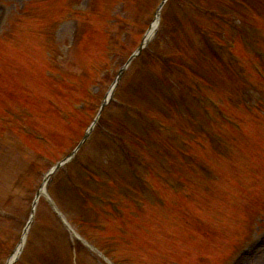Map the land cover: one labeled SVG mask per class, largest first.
<instances>
[{
  "label": "rangeland",
  "instance_id": "374dc122",
  "mask_svg": "<svg viewBox=\"0 0 264 264\" xmlns=\"http://www.w3.org/2000/svg\"><path fill=\"white\" fill-rule=\"evenodd\" d=\"M131 1L133 0L121 5V0H0V111L4 114L12 112L13 117H20L17 122H23V119L29 116L23 113L26 109L24 106L35 107L33 102L28 101V103L27 100H23V91L40 96L39 98L43 100L44 98L48 100L51 96L53 103L50 105L46 103L45 107L46 109L49 108L56 120L61 122V124H58V128L57 125L55 126L56 130L59 129L60 134L63 129H68L72 131V135L78 134L81 136L91 114V110L85 113L81 110L82 106L80 104L83 102L84 97L83 90L87 92V89H90L92 93L97 94L99 100L106 91V83L110 79L109 75L115 71L116 64L119 63V57L113 56L111 51H105L104 47L106 39L104 33L107 34V27H114L110 20L112 18L116 19L121 25L131 16V22L135 24L134 35L142 34L145 29L142 26L145 21H148L147 17L152 10L151 7L157 0H140L139 2L134 0L132 4ZM195 1L203 9L220 10L221 0ZM147 10V14L143 16L142 13ZM221 11H225L224 8ZM242 12L243 10L240 13ZM243 14L246 20L255 19L249 12ZM194 18L193 15L191 20ZM245 24L249 25L250 21H246ZM204 25L205 29L210 32L220 30V25H216L214 21H203L202 27ZM137 26L138 28H136ZM75 28L77 29L76 36L72 35ZM140 37L137 36L138 41ZM180 45V43L172 40L171 47H164L163 51L166 50L171 57L172 55L176 56L178 52L173 47H179ZM181 49L185 50L186 55L192 57L191 52L186 51L184 45H181ZM104 51L106 55L108 54L106 59ZM180 54L184 56L182 52ZM20 70L24 71L29 77L23 75L20 78L21 75L14 74V71ZM149 70L155 72L152 68H149ZM65 72L72 75L71 78H68L75 84L65 80L63 82L62 78H66V76H63ZM182 81L184 82L185 79ZM51 83L55 84L59 90L64 91L66 89V93L69 94L67 102L61 101L58 95L52 93ZM230 83L231 81L218 80L217 85L211 87L210 83L207 82L206 85L209 88L208 90L203 88V91L206 92L207 96L215 98L217 96L216 91L220 90L222 85L230 86ZM64 85H68L69 88H65ZM7 86H9L8 89ZM12 86L14 88H11ZM82 86L85 89L81 88ZM123 89L124 86L120 91L121 96L118 97V104L114 102L110 106L108 119L110 123H117L120 127L125 128L127 140L130 141L132 136L131 142L133 140L134 147L139 148L138 153L151 156L153 153L152 147L154 148L157 145L156 152H158L162 150V146H165V144L159 141L154 142L148 139L147 136H140L131 126V121L126 119L127 115L126 118L122 115L121 108L124 109L121 105L122 101L124 103L127 101L128 104H136L141 108L144 107L150 117L162 122L161 127L168 128L175 124L176 129H180L179 132L182 134L183 146L186 144L182 154L185 157H196L192 160L191 165L187 164L191 159L185 160L182 158L184 165L187 164L186 167L176 166L178 175L174 172L165 179L166 183H169L170 178L181 181L185 186L179 192L186 191V195L180 193L184 197L171 192L170 187L164 184V178L153 180L157 181L161 188L157 196L163 200L164 204L166 203V207H164V204L159 205L156 199L144 194L141 188L137 186L138 184L121 170V181L117 188L119 191L127 189L129 194L134 190L133 193L136 198L141 201V203H138L141 210L136 214H131L128 211L130 217L126 220L117 219L111 227V231H115V225L120 226L122 224L125 226L123 222L129 221L132 224L126 226L125 232L134 233L132 230L140 226L156 232L157 242H155V239L153 241L148 240L147 243L144 242L142 246L144 248L137 249L136 244H141V242L135 244L136 241H140L138 239L135 241L127 239L126 241L123 234H118L116 237L111 232L105 234L107 232L103 231L107 226L105 217L95 213L90 215L88 211L85 212L77 208L76 202L69 200V192L64 191V201L60 198L64 209L73 217L72 219L78 221L82 229L87 232V235L93 238L94 243L110 252L116 264H159L162 257L158 253L154 258H151L150 263L147 262V257L150 251L156 250L158 252L157 246L167 245L161 247H166L163 250H166L167 255H169V250L171 251L172 255L167 257L169 259L167 264H172L178 260L183 263L182 259H186V256L188 259L193 260L203 257L200 255H208L211 262L213 255L218 254L219 258L221 257L220 260H223L234 247L241 246L252 237L260 234L264 235V214L257 215L258 211L255 208L258 204H262V207H264V180H260L264 176V108L261 109L262 114L250 113L247 116L249 122L246 123V131L251 139L249 150L253 151L251 154L241 157L240 151L246 152L248 147H240L238 150L236 146H233V148L228 149L229 152L225 153L223 149L221 151L220 149L216 150V152L209 151L208 147L214 146V142L206 144L201 135L196 134L197 136L192 137L183 132L185 128L170 113H166L169 109L165 111L160 106H165L161 101L155 100L160 105L155 104L153 101L151 104L148 101L149 97L140 92L138 85H132L129 90ZM150 93H153L152 98L158 96L155 95L157 94L155 92L150 91ZM71 100L72 102H70ZM31 109L33 110V108ZM39 109L38 107L34 108L38 113ZM78 110H80L79 117L81 120L79 124H76L79 122ZM59 116H61L62 121ZM10 117L12 116L10 115ZM29 118L30 116L27 119ZM233 120L241 124L238 115L233 116ZM45 121L38 115L37 119L31 121V123H40L41 126V124L46 123ZM71 123H75L73 127H71ZM217 127L223 128L224 124L219 122ZM106 129L105 127L104 130ZM213 130L215 131V129ZM0 134L3 135L0 138L4 139L14 137L12 131L8 127L5 128L1 122ZM219 137V135L215 136L214 139H219ZM138 139L142 141L143 146L135 141ZM233 142L235 143V137ZM6 145L7 143L0 140V148H3L1 151L10 149L5 147ZM18 149H20V153L24 154L27 148L20 145ZM62 149L60 148L56 154H52V157L59 156ZM156 156L155 154L154 158ZM249 158L252 160L249 161ZM20 160L22 161V159ZM151 160L153 158L148 159V161ZM13 161L12 158L10 163ZM178 161V158L173 160L174 163ZM14 165L17 166L18 164L14 163ZM196 165L204 167L203 178L198 179L195 177L196 179L191 181L185 179L190 173L194 174L193 168H196ZM179 175L182 177L180 178ZM234 178H237V180L233 183V186L225 185L228 181L233 182ZM258 180H260V183H258ZM14 181L16 185H19L18 179ZM60 182L62 186L66 184L62 180ZM89 192L95 194L93 188H90ZM94 204L90 203L88 205L89 209L95 210L97 207ZM45 207H47L46 203L38 214L40 225L37 224L38 230L34 238L33 248L35 250L31 251L32 262L28 260V264H35V260L39 256L38 250L46 251L45 256L51 263L61 264L62 262L56 256L54 250L49 248V245L46 248L40 247L50 244L49 241L42 239H46L48 236H51L54 242L63 241L61 234L54 231V229L57 230L55 226H53L52 231L50 227H47V223L49 225L51 220L49 219L48 207L47 210ZM6 210L9 211L8 206ZM142 211L146 214L147 220L141 218ZM17 213L21 214L20 211H17ZM79 219H84L87 225L83 226ZM97 224H101V227L97 228ZM9 225L8 223L0 226L1 231L5 230L0 242H7V245L0 247V255L3 250L10 249L13 245L11 236L13 233H9ZM10 226L12 227V225ZM50 233L55 235L52 236ZM205 233L208 234V237ZM216 246H220V248ZM123 247L130 250L123 249ZM48 250L50 254H47ZM191 253H196V255L193 256ZM263 259L264 251L258 252L253 261L259 264ZM223 262L224 260L220 263ZM93 263L97 264L95 260L89 264Z\"/></svg>",
  "mask_w": 264,
  "mask_h": 264
},
{
  "label": "bare ground",
  "instance_id": "6f19581e",
  "mask_svg": "<svg viewBox=\"0 0 264 264\" xmlns=\"http://www.w3.org/2000/svg\"><path fill=\"white\" fill-rule=\"evenodd\" d=\"M263 264H264V262H263Z\"/></svg>",
  "mask_w": 264,
  "mask_h": 264
}]
</instances>
